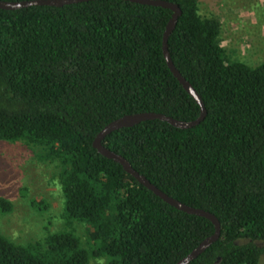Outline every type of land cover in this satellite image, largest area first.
Masks as SVG:
<instances>
[{"label": "trees", "instance_id": "trees-1", "mask_svg": "<svg viewBox=\"0 0 264 264\" xmlns=\"http://www.w3.org/2000/svg\"><path fill=\"white\" fill-rule=\"evenodd\" d=\"M165 1L181 10L171 60L206 115L186 129L142 121L102 144L168 196L218 219L219 238L189 264H264V61L229 59L220 20L202 16L198 0ZM171 15L126 0L0 9V140L56 164L65 223L27 243L0 233V264H176L213 234L209 219L169 205L92 145L125 115L199 116L163 55ZM11 208L0 197V211ZM75 222L88 227L87 246Z\"/></svg>", "mask_w": 264, "mask_h": 264}, {"label": "rangeland", "instance_id": "rangeland-1", "mask_svg": "<svg viewBox=\"0 0 264 264\" xmlns=\"http://www.w3.org/2000/svg\"><path fill=\"white\" fill-rule=\"evenodd\" d=\"M202 16L221 22L220 43L229 59L255 66L264 61V0H198ZM55 163L43 161L38 150L17 141L0 140V197L11 202L9 212L0 211V233L17 243L40 240L63 228V195ZM33 200L47 203L36 209ZM87 246L88 227L74 223ZM88 264H107L91 258ZM259 264H263L261 258Z\"/></svg>", "mask_w": 264, "mask_h": 264}, {"label": "water", "instance_id": "water-1", "mask_svg": "<svg viewBox=\"0 0 264 264\" xmlns=\"http://www.w3.org/2000/svg\"><path fill=\"white\" fill-rule=\"evenodd\" d=\"M83 1H89V0H25V1H12V2L0 1V9L15 10V9L26 8L29 6H37V5L60 7L66 4L78 3ZM126 1L169 8L172 11L171 18L168 21L165 31L163 33V41H162L163 55L167 63V66L174 75V77L179 81V83L183 86V88L194 98L196 103L199 105L200 114L196 119L192 121H182L171 118L163 114L153 113V112H143V113L125 115L110 122L101 131H99V133L93 140L92 145L98 151V153H100L102 156L106 158L112 159L115 162L119 163L123 167L124 171L130 174L132 177H134L139 184L143 185L144 187L152 191L155 195H157L159 198H161L169 205L186 213L205 217L212 222V224L214 225L213 234L205 238L203 241H201L190 253H188L185 257H183L176 263V264H189L190 261H192L198 255L204 252L213 242H215L219 238L220 223L218 219L213 214L203 209L194 208L185 205L182 202L168 196L163 191L158 189L155 185H153L145 176L139 174L123 156L109 150L102 144V140L105 138V136H107L111 132L123 127L133 126L142 121L158 119L161 121H165L176 128L186 129L198 125L206 115V109L199 94L195 91L192 85L181 75V73L176 69L168 51V44H167L168 37L171 34L177 22L178 17L181 15V10L178 7V5L165 0H126Z\"/></svg>", "mask_w": 264, "mask_h": 264}]
</instances>
